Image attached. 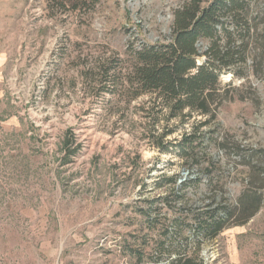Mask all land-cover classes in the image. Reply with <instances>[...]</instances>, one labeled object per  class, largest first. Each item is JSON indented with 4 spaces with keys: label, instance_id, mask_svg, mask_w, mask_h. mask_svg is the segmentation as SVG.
Listing matches in <instances>:
<instances>
[{
    "label": "rangeland",
    "instance_id": "374dc122",
    "mask_svg": "<svg viewBox=\"0 0 264 264\" xmlns=\"http://www.w3.org/2000/svg\"><path fill=\"white\" fill-rule=\"evenodd\" d=\"M182 1L0 0V264H173L175 252L158 257L152 248L170 243L162 229L178 215L164 203L152 204L155 225L143 215L169 193L157 186L163 175L199 179L183 199H169L176 212L233 206L248 187L264 201V0L250 2L254 41L235 67L241 75H220L222 103L210 124L161 114L153 131L149 96L126 103L98 91L103 67L171 37ZM196 127L225 145L211 142L210 175L204 159L185 162L155 146L164 130H173L164 142L175 143ZM209 176L223 195L207 186ZM186 229L171 250L198 248V264H264V202L213 239Z\"/></svg>",
    "mask_w": 264,
    "mask_h": 264
},
{
    "label": "trees",
    "instance_id": "16d2710c",
    "mask_svg": "<svg viewBox=\"0 0 264 264\" xmlns=\"http://www.w3.org/2000/svg\"><path fill=\"white\" fill-rule=\"evenodd\" d=\"M250 2L251 0H183L173 11L171 37L163 41L145 42L139 49L130 48L123 59H116L110 66L103 67L98 91L108 93L113 98H123L126 103L143 95L149 96L152 108L147 110V115L152 121L153 131L161 114L166 121L178 119L181 123L199 115L204 118L200 127L210 124L215 120L222 103L218 98L220 75L228 70L233 75L240 76V71H235V67L246 62L249 43L254 41L251 40L254 35L251 31L256 25L254 19L248 17ZM203 41L208 44L201 51ZM262 47L264 60V41ZM172 131L164 130L155 139V146L160 152L172 151L185 162L191 160L196 164L200 163L199 159H204L207 166L203 171L210 175L215 166V161L209 157L211 142L219 150H224L223 141L217 142L213 136L200 132L199 127H196L175 143L164 142V137ZM256 153L253 152L252 155ZM160 179L157 186L164 182L169 187V193L149 202L143 215L148 224H156L158 213L152 216L153 203H164L170 212L178 215L172 218L170 226L162 229L163 237L171 236L170 243L166 245L164 240L152 248L159 252L158 257L162 253L169 256L175 252L177 257L173 264H198L194 256L198 248H194L191 255L186 253L189 251L187 243L183 246V252L171 250L173 245L178 248L182 246L181 241L176 243V238L185 228L194 236L200 234L204 238L213 239L225 227L246 224L264 202L260 192L248 187L241 192L233 206L220 200L215 202L214 207L207 204L206 209L198 213L191 208L178 209L176 212L169 199H183L181 191L186 186L198 183L199 179L177 183V174L163 175ZM213 180L214 176H209L207 186L223 195V186L218 182L212 186ZM184 220L192 222L186 223Z\"/></svg>",
    "mask_w": 264,
    "mask_h": 264
}]
</instances>
